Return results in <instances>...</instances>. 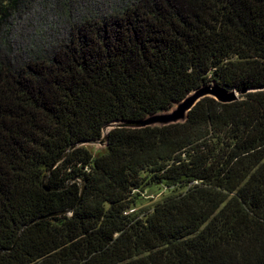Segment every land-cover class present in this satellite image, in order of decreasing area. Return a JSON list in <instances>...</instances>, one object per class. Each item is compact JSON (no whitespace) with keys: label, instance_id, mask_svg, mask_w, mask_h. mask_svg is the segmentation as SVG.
Instances as JSON below:
<instances>
[{"label":"trees","instance_id":"16d2710c","mask_svg":"<svg viewBox=\"0 0 264 264\" xmlns=\"http://www.w3.org/2000/svg\"><path fill=\"white\" fill-rule=\"evenodd\" d=\"M93 2L0 0V264H264V0Z\"/></svg>","mask_w":264,"mask_h":264},{"label":"water","instance_id":"95a60500","mask_svg":"<svg viewBox=\"0 0 264 264\" xmlns=\"http://www.w3.org/2000/svg\"><path fill=\"white\" fill-rule=\"evenodd\" d=\"M242 93H245V91ZM240 94L241 92L238 93L235 91H226L220 88L217 84L203 85L198 89L194 90L192 93H190L182 101L176 102L174 107L169 111L152 114L141 121H136V122L119 121V122L110 123L103 128V136L101 139L81 143L77 146L100 145L106 148L109 143V133L111 130L115 128L140 129L147 127H164L172 124L185 123L188 119L189 112L201 100L205 98H214L220 103L227 104L238 100V95ZM75 147H73L72 149H74ZM58 163H56L53 168H55L58 165ZM45 188L47 191H50V189L47 186H45Z\"/></svg>","mask_w":264,"mask_h":264},{"label":"rangeland","instance_id":"374dc122","mask_svg":"<svg viewBox=\"0 0 264 264\" xmlns=\"http://www.w3.org/2000/svg\"><path fill=\"white\" fill-rule=\"evenodd\" d=\"M106 0H94L93 4L89 5L91 7V10H98L97 14H102L103 11V2ZM45 24L38 25L39 27H44ZM37 26V27H38ZM239 99V95H238ZM86 147L93 152L94 155H97L98 153L104 152L105 147H102L100 145H86ZM166 189L154 187L152 189H147L146 192L143 194L141 200L138 202L137 206L134 208V212L140 213L146 209H150L153 207L155 203L160 201L165 194H167Z\"/></svg>","mask_w":264,"mask_h":264}]
</instances>
